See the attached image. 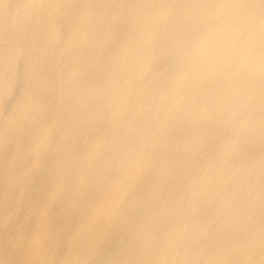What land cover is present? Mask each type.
<instances>
[{"label":"bare ground","instance_id":"6f19581e","mask_svg":"<svg viewBox=\"0 0 264 264\" xmlns=\"http://www.w3.org/2000/svg\"><path fill=\"white\" fill-rule=\"evenodd\" d=\"M8 213L28 264H264V0H0Z\"/></svg>","mask_w":264,"mask_h":264},{"label":"rangeland","instance_id":"374dc122","mask_svg":"<svg viewBox=\"0 0 264 264\" xmlns=\"http://www.w3.org/2000/svg\"><path fill=\"white\" fill-rule=\"evenodd\" d=\"M12 214L13 213H8L4 220H0V264H28V255L20 250L21 244L26 241L22 238L21 230L15 231L11 227L13 219H11L10 216ZM225 253H228L232 257L236 255V251L228 250L226 246L219 253L218 258ZM215 262L216 260L213 257L211 264ZM261 263H264V260Z\"/></svg>","mask_w":264,"mask_h":264}]
</instances>
